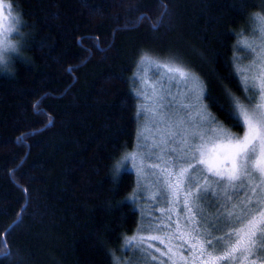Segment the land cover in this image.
<instances>
[{
    "label": "trees",
    "instance_id": "16d2710c",
    "mask_svg": "<svg viewBox=\"0 0 264 264\" xmlns=\"http://www.w3.org/2000/svg\"><path fill=\"white\" fill-rule=\"evenodd\" d=\"M7 1L25 23L12 74L0 72V264H113L139 222L133 173L115 170L136 137L138 61L158 52L184 63L203 81L209 112L240 133L221 107L225 86L240 94L230 30L259 9L243 0Z\"/></svg>",
    "mask_w": 264,
    "mask_h": 264
},
{
    "label": "snow or ice",
    "instance_id": "6c2138e0",
    "mask_svg": "<svg viewBox=\"0 0 264 264\" xmlns=\"http://www.w3.org/2000/svg\"><path fill=\"white\" fill-rule=\"evenodd\" d=\"M243 3L259 11L241 12L243 23L230 30L237 43L229 78H236L240 94L225 86L221 105L232 127L242 132H232L208 112L203 103L207 95L203 81L184 63L147 53L140 58L142 63L149 62L152 75L159 79L138 77L141 85L136 95L142 103L137 116L151 114L153 123L164 125V129L160 138L154 135L151 144L145 138L140 147H147L146 154L134 151L124 159L134 162L141 184L149 176L154 178L158 191L153 198L159 196L169 205L161 212L179 207L184 222L177 219L173 228L169 215L148 228L140 225L121 245L132 254H114L113 264H264V0ZM22 23L20 16L12 15L11 3L0 0V72L12 74L5 53L17 51L9 37L21 32L18 26ZM240 50L244 57L235 55ZM244 59L249 62L243 63ZM189 97L194 104L183 102ZM146 160L157 162L146 164ZM163 229L168 231L162 235H142ZM218 231L223 234L215 235ZM177 239L181 241L178 247L173 243ZM148 240H159L166 251L156 248L160 256L153 255ZM3 245L0 240V247ZM8 252L10 249L3 254L5 258ZM161 257H167V262Z\"/></svg>",
    "mask_w": 264,
    "mask_h": 264
},
{
    "label": "rangeland",
    "instance_id": "374dc122",
    "mask_svg": "<svg viewBox=\"0 0 264 264\" xmlns=\"http://www.w3.org/2000/svg\"><path fill=\"white\" fill-rule=\"evenodd\" d=\"M5 4L6 5L8 4L7 0H5ZM8 11H9V9L7 7H5L4 8L5 15H7ZM12 15H14L13 11H12ZM9 38L11 39L12 43H14L16 45L17 51L9 50L8 52L5 53V55L7 57L5 63L7 66H9L13 56L20 55L19 52L21 51L20 50V43H19L18 39L14 37V32H12L10 34ZM146 53L149 55L153 54L150 56L158 58L160 60L172 59V58L167 57V55H165L166 53L164 55L162 53H158V52H146ZM235 55L240 56V57H244L245 52L243 50H240V51L235 52ZM248 62H249L248 59H244V61H243V63H245V64H247ZM138 65H139V67H138ZM192 72L195 73L194 71H192ZM141 76H145L146 78H148L150 80L159 79L158 75H152L151 65L149 64V62L145 61L142 63L141 59L138 61L136 69L134 70V72L131 76V84H132L131 87H132L133 95L135 96V99H136V111H135V118H136V122H137L136 137H135V141H134L132 147L128 150H125L120 155L118 162L115 165V170L117 172L120 171L121 169H126V170L131 171L133 173V176H134V184H133V187L131 189V192L129 194L128 199L131 202H133V204L135 205V207L139 211V222H138L136 228L134 229L133 233L128 235L127 237H130L134 233H136V231L140 225H143L145 228H148L151 225L159 224L162 219L166 220L167 216H169V215H171V217H172L173 228L175 227V221H177V219H179L181 223L184 222V213L180 210L179 207H177L176 210L173 212H164V213L161 212V209H167L169 207V205L167 203H165L164 200L162 198H160L159 196H156L155 198H153V194L158 191L157 186L154 183H152L154 178L149 176L146 180L143 181V184H141L139 177L137 175V169L135 167H133L134 162L131 160V158H129L127 160L124 159V157L127 153H131L134 151H142L146 154L148 152L147 147H140V146L145 144V138H147V142L149 144H151L153 142L154 135H156L157 138H160L159 134H161L163 129H164V125L153 123V118L151 117V114H147V115L141 114L139 117L137 116V108L142 103V99L136 95V92L140 88V85H141V81H140V79H138V77H141ZM200 80H201V78H200ZM172 91L175 93L177 91L176 87H173ZM179 99L180 98H178V100L176 101L177 103L179 102ZM183 102L184 103H193V104L195 103L191 97L184 99ZM203 103H204V100H203ZM150 106L151 105H148V107H150ZM208 112H209V110H208ZM156 119L158 120L159 117H156ZM226 128H228V127H226ZM231 131L234 132L233 130H231ZM141 132H143V135H141ZM156 162L157 161H155V160H146L145 161L146 164H151V163H156ZM137 163H138V161H137ZM240 195L243 196L244 193H240ZM167 231H168V229H163L161 232H151V233L144 232V233H142V235H144V236L162 235L164 232H167ZM123 243H124V240H123L122 244ZM173 243L176 244L178 247L179 244L181 243V241L177 239V240H174ZM147 244H151L153 246L150 250L153 253V255H156L158 257L160 256V253L155 251L156 248H160L162 251H166L165 245L161 244L159 240H156V241L148 240ZM120 250H121L120 255H121V253H127L128 255L132 254L130 249L120 247ZM184 254L187 255L186 249L184 250ZM120 255H116V256H120ZM124 258L127 259V256H125ZM161 259L163 261L167 262V257H161ZM252 259L255 260L256 257L253 256ZM154 264H160V261H156V262H154ZM258 264H259V262H258Z\"/></svg>",
    "mask_w": 264,
    "mask_h": 264
}]
</instances>
